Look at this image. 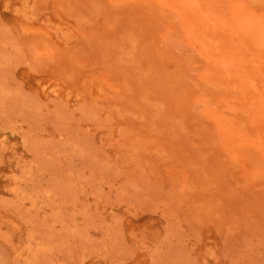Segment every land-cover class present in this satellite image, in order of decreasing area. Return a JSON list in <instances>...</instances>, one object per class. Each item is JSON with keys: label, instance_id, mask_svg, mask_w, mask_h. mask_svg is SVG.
<instances>
[{"label": "rangeland", "instance_id": "obj_1", "mask_svg": "<svg viewBox=\"0 0 264 264\" xmlns=\"http://www.w3.org/2000/svg\"><path fill=\"white\" fill-rule=\"evenodd\" d=\"M231 1L0 0V264H264V0Z\"/></svg>", "mask_w": 264, "mask_h": 264}, {"label": "bare ground", "instance_id": "obj_2", "mask_svg": "<svg viewBox=\"0 0 264 264\" xmlns=\"http://www.w3.org/2000/svg\"><path fill=\"white\" fill-rule=\"evenodd\" d=\"M135 1H136V0H135ZM181 1H183V0H181ZM184 1H185V0H184ZM191 1H192V0H191ZM230 1H231V0H230ZM146 2H148V1H146ZM179 2H180V1H179ZM187 2H188V1H187ZM238 2H239V1H238ZM137 3H138V2H137ZM188 3H189V2H188ZM223 3H224V2H223ZM230 3H232V1H231ZM219 4H222V3L220 2ZM233 4H234V2H233ZM245 4H246V3H245ZM175 5H176V4H175ZM257 5H258V4H257ZM101 6H102V5H101ZM129 6H130V5H129ZM182 6H183V8H185L187 11L190 12L189 15H191V18H190V19H192L191 22H193L194 24H196L197 21H198V18H199L198 15H197V12H195L193 9L190 10L188 7H185L184 4H182ZM189 6L191 7V4H189ZM192 6H193V5H192ZM215 6H216V5H215ZM228 6H229V5H228ZM231 6H232V5H231ZM138 7H139V6H138ZM140 7H141V6H140ZM156 7H157V6H156ZM193 7H194V6H193ZM167 8H168V7H167ZM212 8H213V7H212ZM217 8H219V7L217 6ZM220 8H221V6H220ZM233 8H234V7H233ZM150 9H151V8H150ZM150 9H148V10L150 11ZM156 9H157V8H156ZM210 9H211V8H210ZM120 10H121V9H120ZM122 11H123V10H122ZM153 11H154V10H153ZM153 11H152V9H151V12H153ZM218 11H219V10H218ZM261 11H262V10H261ZM169 12H170V11H169ZM211 12H212V11H211ZM144 13H145V12H144ZM144 13H143V14H144ZM199 13H200V12H199ZM199 13H198V14H199ZM247 13H248V12H247ZM123 14H124V13H123ZM146 14H147V13H146ZM152 14L154 15V13H152ZM162 14H163V13H162ZM162 14H161L160 17H167V16H163V15L165 14V12H164L163 15H162ZM166 14H168V13H166ZM144 15H145V14H144ZM147 15H149V14H147ZM250 15H251V14H250ZM155 16H157V15H155ZM169 16H170V15H169ZM213 16H214V15H213ZM218 16H220V13H219ZM153 17H154V16H153ZM221 17H222V16H221ZM150 18H151V17H150ZM155 18H157V17H154V19H155ZM117 19H118V18H117ZM135 19H136V18H135ZM152 19H153V18H152ZM157 19H158V18H157ZM159 19H160V18H159ZM159 19H158V20H159ZM161 19H162V18H161ZM168 19H169V18H168ZM205 19H206V18H205ZM222 19H223V17L221 18V20H222ZM230 19H231V18H230ZM158 20H157V21H158ZM210 20H211V19H210ZM225 20H226V19H225ZM160 21H161V20H160ZM214 21H215V20H214ZM259 21H260V20H259ZM134 22H136V21H134ZM158 22H159V21H158ZM168 22H169V21H168ZM191 22H190V23H191ZM205 22H206V20H205ZM230 22H231V21H229V22H227V23H230ZM249 22H250V21H249ZM256 22H257V21H256ZM164 23H165V21H164ZM254 23H255V20H254ZM161 24H162V23H161ZM165 24H167V23H165ZM169 24H170V23H169ZM171 24H172V23H171ZM207 24H208V23H207ZM222 24H223V23H222ZM225 24H226V23H225ZM233 24H235V23H233ZM246 24H247V23H246ZM246 24H244V25L246 26ZM251 24H252V23H251ZM197 25H199V23L196 24V26H195V25H194V26L198 28ZM208 25H209V24H208ZM254 25H255V24H254ZM164 26H165V25H164ZM170 26H171V25H170ZM226 26H227V25H226ZM229 26L231 27L232 24L230 23ZM203 27H204V26L200 27V29L203 28ZM207 27H208V26H207ZM207 27H206V28H207ZM212 27H213V26H212ZM257 27H258V25H257ZM259 27H260V26H259ZM204 28H205V27H204ZM204 28H203V29H204ZM209 28H210V27H209ZM216 28H217V26H216ZM232 28H233V27H232ZM245 28H247V26H246ZM252 28H253V27H252ZM254 28H255V27H254ZM261 28H262V26H261ZM166 29H167V28H166ZM177 29H178V28H177ZM203 29H202V30H203ZM235 29H236V28H235ZM241 29H242V28H241ZM241 29H240V30H241ZM258 29H259V28H258ZM261 30H262V29H261ZM218 31H219V29H218ZM218 31H217V32H218ZM225 31H226V30H225ZM229 31H231V30H229ZM235 31H237V29H236ZM249 31H250V32H249ZM249 31L247 30V32H248L247 36H248L249 39H250V38H252V37L254 36V30H249ZM208 32H209V31H208ZM141 33H142V32H141ZM223 33H224V35H225L226 32H223ZM223 33H222V35H223ZM232 33L234 34V31H233ZM255 33H256V32H255ZM257 33H258V32H257ZM107 34H108V33H107ZM224 35H223V36H224ZM229 35H230L229 38H232V37L234 38V36L231 37V34H229ZM173 36H174V35H173ZM173 36H172V37H173ZM198 36H199V35H198ZM208 36H209V35H208ZM247 36H246V39H247L248 41H250V40L247 38ZM255 36H256V35H255ZM170 37H171V35H170ZM220 38H222V37H220ZM256 38H257V37H256ZM260 38L262 39V37H260ZM190 39H191V38H190ZM200 39H201V38H200ZM246 39H244V42L246 41ZM263 39H264V37H263ZM221 40H222V39H221ZM230 40H231V39H230ZM232 41H233V40H232ZM242 41H243V40H242ZM262 41H263V40H262ZM174 42H175V41H174ZM206 42H208V41H205V44H206ZM234 43H235V44H234V45H235V46H234V49H235V47H236V42H234ZM251 43H252V42H251ZM255 44H256V43H255ZM248 45H249V44H248ZM256 45H257V44H256ZM256 45H255V46H256ZM207 46H208V45H207ZM220 46H221V45H220ZM86 47H87V46H86ZM92 47H93V46H92ZM250 47H251V46H250ZM259 48H260V47H259ZM232 49H233V48H232ZM237 50L239 51V49H237ZM254 50H255V49H254ZM127 51H128V50H127ZM262 52H263V51H262ZM228 53H229V52H228ZM246 54H247V53H246ZM228 55H229V54H228ZM233 56H234V59H235L236 57H235L234 54H233ZM233 56H232V57H233ZM245 61H246V60H245ZM218 63H219V62H218ZM244 63H245V62H244ZM214 64H215V63H214ZM216 64H217V63H216ZM216 64H215V65H216ZM232 65H233V64H232ZM214 67L217 68V66H214ZM218 67H219V66H218ZM220 68H221V67H220ZM213 70H214V69H213ZM218 70H219V69H218ZM259 70H260V69H259ZM185 72H186V71H185ZM218 72H219V71H218ZM220 72H221V71H220ZM227 100H228V99H227ZM237 130H238V129H237ZM251 134H252V133H251ZM230 151H231V150H230Z\"/></svg>", "mask_w": 264, "mask_h": 264}]
</instances>
